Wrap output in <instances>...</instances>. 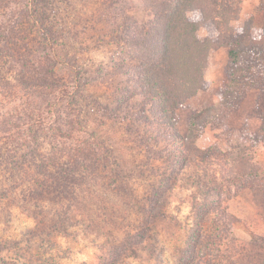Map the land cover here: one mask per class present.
<instances>
[{"label": "trees", "instance_id": "16d2710c", "mask_svg": "<svg viewBox=\"0 0 264 264\" xmlns=\"http://www.w3.org/2000/svg\"><path fill=\"white\" fill-rule=\"evenodd\" d=\"M40 1L0 0L1 16L5 18V22L0 21V60L4 61L6 72L17 73L13 79L18 82L3 75L0 78V171L2 165L7 164L16 173L12 177L15 182H22L23 187L29 185L23 196L14 199L0 189V199L9 198L11 204L34 206L35 210L28 216L35 220L39 218V222L33 227L37 233L31 236L37 240L46 264H57L60 260L59 256L45 252L59 243L54 241L53 234L66 235L65 238L70 239L71 234L79 235L84 230L86 234L98 232L96 236L100 238L114 230L110 226L105 227V223L123 219L113 211H106L105 206L96 203V207L89 201L88 194H96L98 190L112 197V201L116 199L120 205L135 207L141 214L137 230L140 240L132 244L138 243L139 246L146 239L152 242L154 240L149 235L152 226L164 219L169 188L162 184L154 187L148 199L139 201L134 195L135 188L121 183L128 177L124 162L113 154L109 141L104 142L99 134L89 130L77 112L78 100L85 88L84 71L75 68L74 82L71 83L62 82L55 72L56 31L46 12L38 10ZM43 1L48 3L50 0ZM145 3L149 9L148 20L139 21L126 14L109 33L128 47L132 61L108 72L103 81L122 73L135 75L134 84L143 100L134 104L132 95L128 97L123 92L116 111L124 114L126 119L147 123V130L156 136L162 133L166 138L170 136L167 139L173 143H167L163 149L151 150L154 158L168 162L169 159L175 160L177 165L187 164L185 158L188 154L209 160V154L218 152L219 148L203 150L197 147L196 139L200 133L218 120L227 119L251 90L264 92V26L258 38L254 35L258 31L252 32L255 24L241 33L237 31L232 25L239 17V6L235 0H145ZM12 11L17 12L13 14ZM27 23L37 28L41 42L29 43L30 35L26 36L24 29ZM201 29L208 30V34L201 36ZM220 47L229 48L228 84L219 103L207 105L191 114L188 132L183 135L177 128L176 112L206 89L209 55ZM67 64L76 66L71 61ZM39 101L45 102L47 108H42ZM260 117V128L250 137L256 143L264 141V109ZM40 134L48 141L51 152L43 151ZM233 148L229 151L232 164L218 160L221 168L227 167L221 178L234 185L243 180L263 179V167L253 161L251 154L246 149ZM96 181L100 182L93 186L91 183ZM0 184H3L2 180ZM13 188L17 190L15 185ZM127 193L130 199L125 196ZM193 196V210L197 209L198 218L212 224L208 217L214 214L212 219L218 230L229 231L241 222L236 214L223 206L221 198L214 201L216 206L213 209L208 207L203 211L197 194L193 193ZM200 236L206 235L199 233ZM107 238L111 242L106 245L113 243L115 247L111 251L103 247L111 260L105 259V264L137 262L138 254L133 251L126 257L123 256L127 252L124 250L122 255H118L122 248L116 244L120 242L112 241L114 239L110 235ZM192 241L178 254V261L173 264H208L200 253L194 255L191 249L196 244L194 242L205 248L209 243L199 239ZM239 250L234 255L229 254L228 258L232 261L237 253L242 254ZM95 259L101 264L103 257L99 255ZM252 259L250 264H259V258ZM160 261L157 259L159 263L156 264H162Z\"/></svg>", "mask_w": 264, "mask_h": 264}, {"label": "rangeland", "instance_id": "374dc122", "mask_svg": "<svg viewBox=\"0 0 264 264\" xmlns=\"http://www.w3.org/2000/svg\"><path fill=\"white\" fill-rule=\"evenodd\" d=\"M235 1L239 6V17L232 22V25L241 33L243 29L253 27L255 24L256 28L251 30L258 31L254 35L260 37L264 26V0ZM40 2L38 10L46 12L56 31L57 52L53 58L55 72L62 82L71 83L75 68L84 71L85 88L82 96L79 97L77 112L89 130L99 134L104 142L109 141L113 154L122 163L124 162L128 177L123 178L121 183L133 186L134 195L139 201L148 199L154 187L158 188L162 184L169 188L164 219L156 226H152L153 230L149 235L154 241L146 239L139 246L138 243L132 244L140 240L137 238V230L141 222V214L135 207L127 208L124 204L120 205L116 199L112 201V197L98 190L96 194H88L89 201L105 206L106 211H113L123 219L119 222L105 223V227L110 226L114 230L110 233L106 232L100 238L96 236L98 232L90 231L86 234L84 230L79 235L71 234L70 239H66V235L55 233L52 237L59 243L51 249L47 247L48 249L45 250L47 255L57 258L59 256L60 260L57 264H98L94 258L102 255L101 264H105V259H109L107 251L115 247L112 246L115 245L113 243L110 246L106 245L107 242H111L107 240L110 235L114 239L112 241L120 242L116 244L122 248L118 255H122L125 251L127 252L123 256L126 257L133 251L134 254H138L135 264H156L159 263L157 259L161 260L162 264H173L178 261V254L183 252L189 241L194 242L196 239L209 243V246L205 248L194 242L196 244L191 252L194 255L200 253L208 264H250L253 257L256 260L260 259L259 264H264V177L259 181L243 180L236 185L230 184L221 178L227 167L221 168L218 164L220 163L218 160L226 164L230 161L229 151H233V147L238 150L246 149L253 161L263 167L264 176V141L256 143L250 138L262 124L260 113L264 109V92L251 90L248 96L230 112L227 119L218 120L200 133L196 139L197 147L203 150L211 147L219 148L218 152L212 151L209 154V160L194 157L193 154H188L185 158L187 164L182 162L180 165L175 164V160L169 159L168 162L163 158L156 159L151 150L163 149L167 147V143H173V140L167 139L170 136L166 138L164 133L156 136L147 130V123L126 119L123 117L124 114L116 111L123 99V92L128 97L132 95L134 104L143 100V96L139 94L134 84L135 75L132 72L122 73L103 81L108 72L132 61L128 47L120 40L111 37L109 33L119 25L126 14L133 15L139 21L148 20L149 9L145 0H50L48 3L41 0ZM2 12L3 9L0 11V21L5 22V18L1 16ZM12 12L15 14L17 11ZM24 29L26 36L30 35L29 43L36 40L41 42L40 37L37 36V28L27 23ZM207 34L208 30H200L201 36ZM70 61L76 66L67 64ZM229 61L228 47L211 51L205 72L206 89L200 91L176 112L177 128L181 134H187L189 119L194 111L220 102L222 91L228 84ZM2 75L18 83L13 79L17 73L6 72L4 61L0 60V78ZM38 104L42 108H47L43 101H39ZM39 138L43 140V151L51 152L48 141L41 134ZM15 174L7 164L2 165L0 180L3 184H0V189L11 199L23 196L24 190L29 186L25 184L23 187L22 182L21 184L15 182L12 178ZM99 182L91 184L95 186V183ZM193 193L197 194L199 204L204 207L203 211L208 207L213 209L216 206L214 201L221 198L223 206L236 214L241 222L237 227L223 232L222 228L218 230L213 223L214 214L208 217L212 224L198 218L197 209L193 210ZM125 196L130 199L129 194ZM130 203H133L132 200ZM95 206L97 207V204ZM33 210H35L33 205L11 204L9 198L0 199V264H46L45 255L37 247V240L32 238L33 233H37L33 227L39 222V218L35 220L28 216ZM199 233L206 236L199 237ZM153 242L155 244L151 245ZM103 247H106L107 251ZM238 250L242 251V254L237 253L231 261L228 255L231 253L234 255ZM62 253L63 257L60 258Z\"/></svg>", "mask_w": 264, "mask_h": 264}]
</instances>
